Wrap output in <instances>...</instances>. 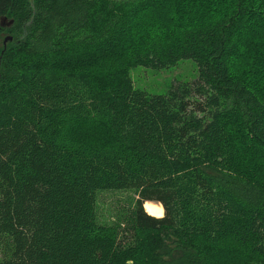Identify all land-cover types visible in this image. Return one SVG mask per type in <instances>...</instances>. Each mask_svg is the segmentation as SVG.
<instances>
[{"label":"trees","instance_id":"16d2710c","mask_svg":"<svg viewBox=\"0 0 264 264\" xmlns=\"http://www.w3.org/2000/svg\"><path fill=\"white\" fill-rule=\"evenodd\" d=\"M3 19L0 264H264V0H0ZM184 59L192 82L133 86Z\"/></svg>","mask_w":264,"mask_h":264},{"label":"rangeland","instance_id":"374dc122","mask_svg":"<svg viewBox=\"0 0 264 264\" xmlns=\"http://www.w3.org/2000/svg\"><path fill=\"white\" fill-rule=\"evenodd\" d=\"M8 25V21L1 20L0 26L7 27ZM7 37L5 33L0 34V47ZM8 41L6 40V42ZM196 76L197 66L192 59L181 60L177 65L168 68L154 69L136 66L130 71L133 86L149 93H164L172 84L192 82ZM132 196L133 192L131 190L99 192L97 197L99 216L104 220L108 219L121 206L127 205Z\"/></svg>","mask_w":264,"mask_h":264},{"label":"bare ground","instance_id":"6f19581e","mask_svg":"<svg viewBox=\"0 0 264 264\" xmlns=\"http://www.w3.org/2000/svg\"><path fill=\"white\" fill-rule=\"evenodd\" d=\"M144 209L148 214L155 216V217H160L163 215V208L161 205H158V204H154L151 202H145Z\"/></svg>","mask_w":264,"mask_h":264},{"label":"water","instance_id":"95a60500","mask_svg":"<svg viewBox=\"0 0 264 264\" xmlns=\"http://www.w3.org/2000/svg\"><path fill=\"white\" fill-rule=\"evenodd\" d=\"M6 40H11V37L9 36V37H7L6 38ZM6 40L3 42L4 43V45H5V43H6Z\"/></svg>","mask_w":264,"mask_h":264}]
</instances>
